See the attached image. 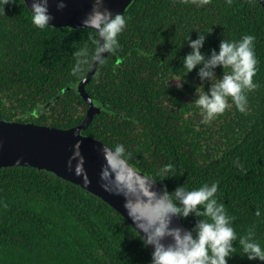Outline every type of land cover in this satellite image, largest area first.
Returning a JSON list of instances; mask_svg holds the SVG:
<instances>
[{
	"label": "trees",
	"instance_id": "16d2710c",
	"mask_svg": "<svg viewBox=\"0 0 264 264\" xmlns=\"http://www.w3.org/2000/svg\"><path fill=\"white\" fill-rule=\"evenodd\" d=\"M121 15L126 26L118 36L119 49L105 56V64L97 65L85 86L98 111L82 134L108 147L125 144L129 163L151 176L162 193L217 182L216 198L233 217L237 233L228 264H264L249 261L238 244L239 237L253 229L264 248V0H133ZM30 17L23 0H0V120L74 126L87 108L75 85L88 71L82 78L71 74L73 53L90 48L89 37L95 33L38 28ZM200 32L205 33L200 48L205 58L218 50L221 39L251 34L257 59L252 78L257 86L245 93L246 111H238L229 97V107L221 118L210 119L208 128L198 123L200 109L188 105L186 96L181 100L182 92L166 81L167 73L186 80L188 93L209 87L212 81L198 76L200 65L185 73L182 64L191 51L187 38L196 39ZM221 71L215 69L217 78ZM134 76L135 85L129 83L133 95L149 92L150 104L131 95L130 104L121 100V84ZM121 111L132 121L125 130L119 122ZM166 163L173 168L157 175ZM180 218L195 234L201 217L190 213ZM150 260L149 250L125 217L96 196L43 170L0 168V264Z\"/></svg>",
	"mask_w": 264,
	"mask_h": 264
},
{
	"label": "clouds",
	"instance_id": "9594fccd",
	"mask_svg": "<svg viewBox=\"0 0 264 264\" xmlns=\"http://www.w3.org/2000/svg\"><path fill=\"white\" fill-rule=\"evenodd\" d=\"M64 7L63 2L57 4V9ZM29 11L34 26L43 28L49 25L52 16L48 11V0H31ZM81 23L84 29L95 33L89 37L90 48L80 47L73 53L75 61L70 70L71 74L82 78L83 73L93 69L94 65L96 67L105 64L106 57L102 54H110L119 49L118 36L126 26V19L120 13L114 14L107 8L105 0H92L91 9ZM254 39L251 34H244L236 40L221 39L218 50H211L205 58L200 51L205 33L200 32L196 39L187 38L191 51L185 54L182 60L185 73L200 65V79L208 78L212 81L206 92L195 89L197 96L193 103L199 106L203 120H210L229 107V97L238 111H246L248 101L245 93L257 86L252 79L257 71ZM218 66L222 71L217 78L215 69ZM172 80L176 82L177 88L182 86L181 78ZM79 143L76 141L73 146L74 158L80 156ZM101 150L105 163L101 168L100 177L112 181L111 188L107 184L103 187L124 197L123 206L127 215L144 234L140 237L142 242L153 247L150 264H228L230 254L235 251L233 241L237 239V233L231 223L233 217L227 214L225 205L216 198L217 182L203 183L190 190L180 186L175 188L171 195L167 191L157 195L151 187L152 177L141 176L143 190L139 191L137 198L132 188L116 180L119 169L112 163L116 161L126 168H131L128 160L131 153H126L124 145L120 143L113 147L102 146ZM172 168L171 163H166L163 169L157 171V175ZM79 170L77 167L76 171ZM145 191L148 196L144 194ZM150 198L159 211L155 218L148 222L132 209L136 203L148 202ZM190 213L201 217L194 226L195 234L192 230L182 232L179 228L169 226L172 216L187 217ZM255 214L260 216V210L257 209ZM165 240L169 242L165 243ZM238 244L249 261L264 262V248L254 238L253 229H249L246 235H241Z\"/></svg>",
	"mask_w": 264,
	"mask_h": 264
},
{
	"label": "water",
	"instance_id": "95a60500",
	"mask_svg": "<svg viewBox=\"0 0 264 264\" xmlns=\"http://www.w3.org/2000/svg\"><path fill=\"white\" fill-rule=\"evenodd\" d=\"M132 1L105 0V6L114 14H121ZM23 2L29 10L31 0H23ZM60 2H63L65 7L57 9V4ZM91 3L92 0H48V11L52 16L49 26L84 29L81 22L90 11ZM107 54L102 55L106 56ZM96 67L94 65L93 69L88 70L85 77L76 85V92L87 107L80 123L67 128H59L32 122L0 120V168L23 166L52 173L117 209L137 234L142 237L144 234L136 228V225L127 215L123 206L124 197L103 187L105 184L109 188L112 187L110 179L103 180L100 177L101 168L105 163L101 149L102 146L106 145L92 136L82 134V131L88 127L98 111V107L92 102L84 88ZM76 141L80 142V156L74 158L72 154ZM70 159L71 163H69ZM112 163L114 167L119 169L116 180L122 181L129 188H132L138 198L139 191L143 190L141 176L145 175L132 167L126 168L116 161ZM77 167L80 169L78 172L76 171ZM151 187L157 195L162 194L160 187L154 181H152ZM144 194L149 195L146 191ZM132 210L148 222L154 219L159 211L158 207L152 203L151 198L148 202L136 203ZM169 226L179 228L182 232L188 231L183 226L179 215L171 217ZM168 242L165 240V243ZM146 247L151 254L152 245L148 244Z\"/></svg>",
	"mask_w": 264,
	"mask_h": 264
},
{
	"label": "flooded vegetation",
	"instance_id": "af4514ba",
	"mask_svg": "<svg viewBox=\"0 0 264 264\" xmlns=\"http://www.w3.org/2000/svg\"><path fill=\"white\" fill-rule=\"evenodd\" d=\"M122 63V62H121ZM120 63V64H121ZM135 78V76L132 78V79H130L129 80V82L128 83H125V84H121V85H123V86H125V90H124V92H121L120 93V95H121V100L122 101H124V103L126 104V103H129V95H131V96H135V98H138V99H140V100H143V104L144 105H148V104H150V101L151 100H147V95H148V93H145V94H142V95H139V94H135V95H133L134 94V92H133V90L131 89V87L129 86V83L131 82V81H133L132 83H131V85H135V80H133ZM177 78H180V77H170L169 76V74L167 73V79H166V81L168 82V84H169V87H171V88H174V87H176V82L174 81V80H172V79H177ZM166 81H164V83H165V85H168L167 84V82ZM181 82H180V84L183 86H181V87H179L178 88V90H176V92L178 93L179 91H181L182 92V95L180 96V99L182 100V97L183 96H186L187 97V102L189 103L188 105H191V106H193V109H198L199 110V106H197V105H195L193 102H194V100L196 99V96H197V92L195 91V90H193L192 92H190V93H188V92H186L185 91V89H186V86H185V83H186V80H184V79H182L181 78V80H180ZM88 84V82L85 84V86ZM127 84V85H126ZM77 85V84H76ZM76 85H75V89H76ZM85 86H84V88H85ZM158 86V85H157ZM181 88V89H180ZM208 90V87L206 88V90H205V92ZM154 100H152V102H153ZM155 101H157V102H159V100H155ZM184 101V100H183ZM93 102V101H92ZM131 103H132V105L133 106H135L136 107V109H138L139 107H138V104L135 102V100L134 99H131ZM123 104V103H122ZM130 104V103H129ZM47 105V106H46ZM45 105V107H48V104H46ZM124 105V104H123ZM120 109H125V107L124 106H120L119 107V110ZM86 110V109H85ZM122 113H120V112H118V114H119V122L121 123V124H125L124 126H123V128H124V130H125V128H126V126L128 125V123L129 122H132L131 121V117H128L127 116V114H125L123 111H121ZM84 115V114H83ZM189 116H191V114L189 115ZM215 119H217V118H221V114L219 113V114H217L215 117H214ZM81 120V119H80ZM203 121V123H205L204 124V126H206L207 128H208V125H209V120H203V117H200L199 116V118H198V123H200V122H202ZM80 122V121H79ZM41 123H43V122H41ZM47 124V123H46ZM134 124H136V123H134ZM226 125V124H225ZM141 127L140 125H133V129H134V127ZM123 128H122V130H123ZM192 129V128H191ZM135 132V131H134ZM211 136H213V134L211 135ZM128 140H130V139H132V137H128L127 138ZM105 145V144H104ZM123 145H125V144H123ZM107 146V145H106ZM133 146H135L134 144H133ZM132 168H133V166H132ZM134 169V168H133ZM134 170H136V169H134ZM136 171H138V170H136ZM138 172H141V171H138ZM141 173H143V172H141Z\"/></svg>",
	"mask_w": 264,
	"mask_h": 264
}]
</instances>
